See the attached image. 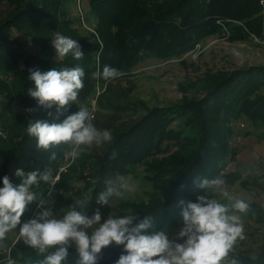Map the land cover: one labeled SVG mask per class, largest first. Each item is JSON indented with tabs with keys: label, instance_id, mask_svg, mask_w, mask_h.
Here are the masks:
<instances>
[{
	"label": "trees",
	"instance_id": "16d2710c",
	"mask_svg": "<svg viewBox=\"0 0 264 264\" xmlns=\"http://www.w3.org/2000/svg\"><path fill=\"white\" fill-rule=\"evenodd\" d=\"M84 1L87 11L83 9L82 14L76 0H0V129L4 135L0 136V187L4 176L14 185L21 183L15 175L18 168L25 172L50 168L53 179L63 155L70 151L63 144L48 151L37 149L36 139L27 133L30 122L60 123L81 107L89 109L96 91L100 92L97 110L103 105L118 109L107 100L111 88H106L107 81L93 76L105 65L127 76L142 62L183 57L218 33L228 35L230 42L252 37L264 40L260 0H78ZM85 15L96 25L95 32L82 29L79 19ZM56 32L77 40L83 58L77 60L71 53L57 58L52 46ZM76 66L84 69V87L77 102L62 114L55 106H40L28 94V89L34 88V82L28 79L30 69L46 72ZM196 83L201 86V98L190 99L184 93L178 104L145 110L141 120L115 134L103 154L95 156L98 169L93 180L82 188V196H89L84 212L95 204L105 180L126 177L142 166L153 193L146 203L135 206V222L151 216L154 228L149 233L171 231L183 219L182 208L188 202H197L198 196L207 195L195 186L196 177L221 176L228 162L234 160L228 143L232 133L229 124L243 120L261 128L264 134V66L208 71ZM53 152L54 160L50 158ZM159 152L164 156L154 160ZM84 156L82 152L68 172L83 166ZM87 161H93V157L88 156ZM61 177L53 186L49 184L52 180L41 181L32 190L38 194L45 188L38 194L42 199L55 190L61 196L69 189L63 187ZM66 200L75 203L72 196ZM181 200L185 205L180 204ZM37 203L33 202L32 213ZM30 217H22V222ZM242 217L264 224V205L249 203V211ZM18 235L7 251L15 264H40L44 257L26 245L20 247L19 254H13L22 240ZM0 253L2 261L6 252ZM122 254H126L122 245L108 246L99 254L98 264H116ZM78 258L72 248L64 264H77ZM232 258L239 264H264V249L259 253L230 254L228 260Z\"/></svg>",
	"mask_w": 264,
	"mask_h": 264
},
{
	"label": "clouds",
	"instance_id": "9594fccd",
	"mask_svg": "<svg viewBox=\"0 0 264 264\" xmlns=\"http://www.w3.org/2000/svg\"><path fill=\"white\" fill-rule=\"evenodd\" d=\"M52 46L59 59L70 53L77 60L84 56L77 40L59 32L55 33ZM84 75V69L79 66L52 68L46 72L30 69L28 79L34 82V88H29L28 94L40 106L48 109L55 106L57 113L62 114L77 102L84 87ZM123 75L121 70L108 65L102 72L93 73L95 78L102 77L105 81ZM93 119L91 111L81 107L60 123L30 122L27 133L36 139L37 149L48 151L55 146L67 145L70 151L66 155L75 161L86 147L111 143L113 139L111 131L98 129ZM50 158L56 159L55 152ZM15 175L21 178V183L14 185L8 176H4L3 187H0V241L18 229L23 244L44 257L40 264H64L72 248L79 257L77 264H98L99 254L112 244L122 245L126 253L116 264H239L238 259L229 261L228 258L237 243L246 238L242 214L249 211V203L229 193L223 176H197L194 180L197 188L223 197L227 202L209 195L198 196L197 202H188L182 208L183 227L177 235V240L183 241L181 243L170 240L164 231L149 233L148 230L154 228L151 216L137 223L138 218L132 214L109 215L101 223L100 209H95L89 216L83 211L84 202L79 199L62 218H56L50 208L43 207L44 201L32 190L41 181H51L52 170L25 172L18 168ZM128 189L124 177L107 179L96 202L101 206L109 205L114 197L121 196L122 190ZM37 201L41 210L22 222L28 206ZM180 204L185 205V202L181 200ZM0 264H15V261L9 256Z\"/></svg>",
	"mask_w": 264,
	"mask_h": 264
},
{
	"label": "rangeland",
	"instance_id": "374dc122",
	"mask_svg": "<svg viewBox=\"0 0 264 264\" xmlns=\"http://www.w3.org/2000/svg\"><path fill=\"white\" fill-rule=\"evenodd\" d=\"M77 4L84 14L83 9L87 11L86 2L76 0V7ZM1 10L2 6L0 5V12ZM79 20L83 30L95 32L96 25L88 21L86 15L84 19L80 17ZM262 46H264V40L261 38L252 37L241 43L230 42L228 35L218 33L207 38L201 45H196L192 51L183 57L168 61L152 59L142 62L132 70L131 74L107 81L106 88L111 87L107 100L118 109L108 105L99 106L93 123L98 129L110 130L114 138L115 134L130 128L141 120V115L145 110L178 104L184 93L190 99L201 98L203 96L201 86L196 81L208 71H234L253 66H264L262 65L264 64ZM229 125L232 133L228 143L235 157L233 161L228 162L221 176L225 179L226 187L232 196L242 198L249 203L264 205V134L261 128L251 127L243 120L232 121ZM108 145L109 143H104L86 147L85 152L83 151L85 164L83 166L77 165L76 171L73 168L68 174L61 177L63 187L69 188L67 193L59 196L55 190L48 198L42 199L40 197L44 201L43 207L54 210L53 213L56 218H62L64 212L74 204L66 203L67 197L72 196L75 201L82 200L84 192L82 188L89 184L84 177L87 172L86 169L89 166L90 179L93 180L92 175L98 169L95 156L102 155ZM164 154L162 152L156 153L153 158L158 160ZM88 156H92L93 161H87ZM143 170L144 168L139 166L124 177L129 189L122 190L121 196L114 197L109 205L93 204L89 208L87 207V211L90 209L89 216L93 214L95 209L99 208L102 216L101 223L109 215L132 214L138 218L135 206L146 203L149 195L153 193L150 183L145 178L147 173ZM44 189L39 190L38 194ZM207 195L215 196L222 202H227L223 197L213 193H207ZM33 205L32 203L28 206L22 217L27 219L31 216ZM55 209L59 210L55 212ZM242 220L246 238L239 241L235 251L230 254L261 252L264 249V224L254 223L244 217ZM182 227L183 219L174 229L164 232L170 240L182 243V240H177L178 232ZM16 235H18V230H13L7 234L5 240L0 241V252L9 251L8 248L15 244ZM23 245L21 240L14 247L13 254H19L20 247ZM1 258L2 256H0Z\"/></svg>",
	"mask_w": 264,
	"mask_h": 264
},
{
	"label": "built area",
	"instance_id": "2783aa9c",
	"mask_svg": "<svg viewBox=\"0 0 264 264\" xmlns=\"http://www.w3.org/2000/svg\"><path fill=\"white\" fill-rule=\"evenodd\" d=\"M259 6H260V9H261V14L264 16V0H260L259 1ZM81 19H82V17H81ZM99 94H100V92L99 91H96L94 98L91 99L90 102H89V110L91 111L93 117H95V113H96V110H97L96 99H97V97H98ZM0 136L1 137H4L3 133L1 132V129H0ZM66 153L63 155L62 160H61V163L59 164V166L56 169V173H55L52 181L50 182V186H53L54 184H56L59 181L60 176L66 174L68 172V170L72 167V165L75 162V161L72 160V158L70 156L66 155ZM86 170H87V172L84 174V177L86 178V181L88 182L89 179H90L89 178V176H90L89 167H87ZM82 201L84 203H88L89 202V196H88V194H84L82 196ZM95 204L96 205H99V204H97V202H95ZM99 206H101V205H99ZM40 210L41 209L38 208L37 205H36L35 208H34V211H33L32 215L30 217V219L33 218L34 215L37 212H39ZM86 214L89 215V212L86 213ZM18 237H20V236L18 235ZM4 255H5V258L10 256L9 255V252L4 253Z\"/></svg>",
	"mask_w": 264,
	"mask_h": 264
},
{
	"label": "crops",
	"instance_id": "0c3cea01",
	"mask_svg": "<svg viewBox=\"0 0 264 264\" xmlns=\"http://www.w3.org/2000/svg\"><path fill=\"white\" fill-rule=\"evenodd\" d=\"M243 42H245V41H243ZM241 43V42H240ZM262 49H264V46H262ZM262 61L264 62V55H263V57H262ZM262 65H264V64H262ZM249 203V202H248ZM250 203H252V202H250Z\"/></svg>",
	"mask_w": 264,
	"mask_h": 264
}]
</instances>
